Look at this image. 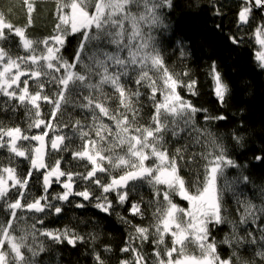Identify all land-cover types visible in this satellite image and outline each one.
Segmentation results:
<instances>
[{"label": "snow or ice", "instance_id": "snow-or-ice-1", "mask_svg": "<svg viewBox=\"0 0 264 264\" xmlns=\"http://www.w3.org/2000/svg\"><path fill=\"white\" fill-rule=\"evenodd\" d=\"M37 2L23 0V26L14 25L0 11V96L4 98L0 112L22 108L27 121L22 128L0 120V149L7 153L0 158V264H35L33 258L45 251L43 245L35 248L28 242L30 236L35 241L37 233L72 247L95 241V234H87L86 240L68 225L43 226L46 220L62 218L65 204L80 209L91 205L111 215L115 211L113 199L118 206L127 205L133 217L143 218L150 210L147 226L119 217L133 231L119 249L131 259L117 264H233L234 258L237 264H254L241 260L235 251L225 258L218 252V243L231 246L247 240L256 244L257 237L251 232L240 236L238 223L222 214L224 191L236 182L227 179L226 170L241 165L212 133L195 127L198 113L209 124L226 121L227 116L213 115L181 95L184 91L199 96L198 81L187 71H170L152 35V29L162 23L161 11L171 9L173 0H55L57 22L51 34L33 39L28 29L33 25ZM132 7L142 11L133 13ZM213 9L216 16L222 15L220 7L213 4ZM254 9L264 16V0H241L235 23L243 31L256 21L253 35L260 50L254 58L264 70V19L257 20ZM228 39L234 45L242 42L237 36L229 35ZM102 42L115 50L100 48ZM94 44L97 47L88 55ZM180 55L186 53L181 50ZM207 75L212 96L221 109L225 108L231 89L215 61ZM105 86L111 92H106ZM82 89L88 95H83ZM74 96L79 97L75 106L91 114L89 122L66 113ZM142 96L151 108L147 117L142 114ZM188 129L204 136L211 150L189 153L184 146L175 147L170 154L165 135L171 132L177 137ZM73 138L78 143L73 144ZM231 138L238 145L244 139L237 132ZM195 142L200 143L199 139ZM260 151L264 153V148ZM186 153L190 161L202 162V178L200 170L191 181L181 175L182 166L187 170ZM254 159L264 163V155ZM239 179L248 181L247 176ZM143 184L152 189L150 200L140 194ZM57 186L61 191H56ZM174 197L186 201L187 207L174 202ZM237 203L242 204L239 224H255L264 215V205L239 199ZM24 213L31 214V225ZM225 223L232 224V235L218 242L214 232ZM36 224L42 228L37 229ZM260 232L261 250L256 255L264 260V226ZM145 243L155 246L151 259L145 258ZM103 251L112 249L105 246ZM93 252L96 264H107L99 252Z\"/></svg>", "mask_w": 264, "mask_h": 264}, {"label": "trees", "instance_id": "trees-1", "mask_svg": "<svg viewBox=\"0 0 264 264\" xmlns=\"http://www.w3.org/2000/svg\"><path fill=\"white\" fill-rule=\"evenodd\" d=\"M240 3L241 0H173L171 9L161 11L162 23L152 29V35L157 41V46L162 50L165 64L169 70H174L176 73L187 71L193 79L198 81L199 96L193 97L184 91H181V95L186 99H191L197 107L208 108L213 115L223 113L227 116L226 121L209 124L198 113L195 118V127L201 130L207 129L212 133L219 143L227 147L229 156L241 165L239 168L226 170L227 179L236 182L231 185L230 190L224 191L223 208L225 211L222 214L227 217L228 221L238 223L237 232L240 236L244 237L251 232L257 237V243L252 244L247 240L240 245L234 242L231 246L218 243V252L222 258H225L235 251L241 260L264 264V260L256 255L261 250L259 236L262 234L260 228L264 226L261 223L264 221V215H261L255 224L251 221L239 224L242 204L237 203L239 199L240 201L249 200L257 206L264 205V163L254 159L256 155H264L260 151L264 148V70L259 68L258 62L254 58L259 49L253 35L256 21L251 26L245 27L243 31L236 27V12ZM213 4L220 7L222 15L214 14ZM55 8V0H38L36 11L33 14V25L28 29V33L33 39H40L51 34L57 22ZM9 9L11 10L10 15L8 14ZM130 10L133 13L142 11L136 7H132ZM0 11H3L14 25L23 26L26 23L23 0H0ZM253 15L257 17V20L264 19V16L255 9ZM216 25L220 26L219 30ZM125 28L130 31V26L127 23ZM145 31H147L146 28ZM229 35L240 37L242 42L239 45L232 44L228 39ZM73 43L76 42L73 41ZM96 47L97 45H92L88 50V55H91L92 50ZM99 47L109 52L115 50V46L106 45L103 42ZM181 50L186 53L183 57L180 55ZM65 55L67 56L68 53L65 52ZM213 61L216 62L218 71L221 72L223 79L231 89V98L223 109L217 104L210 91L212 82L207 73ZM152 74L150 72V75ZM105 91L111 92V89L105 86ZM141 91L144 90L141 89ZM81 92L83 95H88L87 90L82 89ZM3 100L4 98L0 96V102ZM77 100L79 97L74 96L73 104L66 106V113L74 119L87 123L91 119V114L88 110L75 106ZM141 101L144 105L142 114L147 117L151 112L149 102L144 96L141 97ZM82 102L80 101V103ZM42 107L45 111L47 110L46 106L42 105ZM64 119L67 120L68 115H65ZM0 120L6 124L12 121L14 123L10 126L19 124L22 128L27 122L22 108L0 112ZM104 122L108 123L107 118ZM241 124H243L242 128ZM179 126L182 128L183 124L180 123ZM233 132L244 137L241 144L238 145L232 140ZM197 139L200 143L195 142ZM165 142L170 154L175 147L183 148L184 146H187L189 153L211 150L205 137L198 136L193 129L185 130L177 137H173L169 132L165 135ZM76 143L78 141L73 138V144ZM6 155V151L0 149V158ZM184 159L187 162V170L182 166L181 175L186 181H191L196 178V171L200 170L202 162L198 159L194 162L190 161L187 153ZM241 176H247L248 181L240 180ZM200 178H202V170H200ZM219 184L223 186V179L219 181ZM56 191H61V189L57 186ZM139 191L145 200L152 198V189L149 185L143 184ZM109 199H113V196H109ZM174 202L181 207H187V202L179 197H174ZM63 206L65 215L52 220V222L46 220L43 227L62 228L68 225L75 228L80 235L85 236L86 240L89 233L95 234L96 239L87 243H78L72 247L67 243H53L37 233L35 241L30 236L28 242L35 248L43 245L45 251L33 258L35 264H96L93 258V249L100 253L107 264H117L119 260H130L131 255L121 253L119 249L125 245L128 234L133 229L128 224L122 223L119 217H125L132 224L141 226H147L150 221V210L145 211L143 218L133 217L127 211V205L118 206L114 199L115 211L111 215L105 214L91 205H86L83 209L74 208L70 204ZM116 213H119V216ZM30 215V213H24L25 221L29 225L33 223L31 219H28ZM0 217H3V212H0ZM37 218H40L39 214H37ZM25 221H21V223L23 224ZM81 221L83 222L81 223ZM36 228L41 229L42 226L36 224ZM214 235L218 242L225 236H231L232 224L220 225ZM105 246L110 247L112 251L105 253L103 251ZM154 247L148 243L143 245L146 259L152 258ZM25 255L30 256L27 252ZM233 264H237L235 258Z\"/></svg>", "mask_w": 264, "mask_h": 264}, {"label": "rangeland", "instance_id": "rangeland-1", "mask_svg": "<svg viewBox=\"0 0 264 264\" xmlns=\"http://www.w3.org/2000/svg\"><path fill=\"white\" fill-rule=\"evenodd\" d=\"M260 50V46H259V49H258V51Z\"/></svg>", "mask_w": 264, "mask_h": 264}]
</instances>
